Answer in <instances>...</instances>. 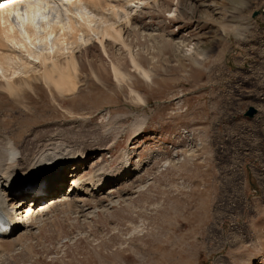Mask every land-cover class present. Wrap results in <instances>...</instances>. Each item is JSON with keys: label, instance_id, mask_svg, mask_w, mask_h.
Segmentation results:
<instances>
[{"label": "rangeland", "instance_id": "rangeland-1", "mask_svg": "<svg viewBox=\"0 0 264 264\" xmlns=\"http://www.w3.org/2000/svg\"><path fill=\"white\" fill-rule=\"evenodd\" d=\"M138 9L120 28L150 80L123 45L105 41L107 56L94 39L74 50L72 95L45 84L42 70L31 88L19 79L13 96L0 82V134L18 146L59 129L75 144L108 148L90 155L87 173L98 160L145 164L108 187L115 203L106 190L87 198L85 212L50 209L21 242L0 238V264H264V0H149ZM27 195L34 214L52 199Z\"/></svg>", "mask_w": 264, "mask_h": 264}, {"label": "bare ground", "instance_id": "bare-ground-1", "mask_svg": "<svg viewBox=\"0 0 264 264\" xmlns=\"http://www.w3.org/2000/svg\"><path fill=\"white\" fill-rule=\"evenodd\" d=\"M115 1L0 0V82L5 85L4 89L11 96L20 93L17 81L21 79L30 87V81L35 80V75L42 70L39 76L45 84L55 86L61 94L76 93L79 84L77 87L74 50L89 45L94 39L101 44L105 55L108 54L105 41L123 45L135 71L150 80V70L143 67L125 43L123 29L120 28L121 24L129 27L133 12L149 0H124L119 5L113 4ZM39 45H42V50L38 49ZM62 56L66 57V65L60 62ZM112 70L115 80H125L126 74L120 65L112 63ZM145 121L142 117L134 125L136 136L144 131ZM58 130L36 135L21 146L9 135L0 134V215L11 220V228L0 233V238L15 233L16 238L12 240L21 242L25 239L22 230L30 233L37 224L43 225V215L50 209L64 204L70 209L85 212L87 198L96 200L95 196L104 194L106 190H109L108 199L115 203L108 187L140 173L145 166L140 160L132 162L130 158H124L116 168L109 169L98 160L94 170L87 173L90 155L108 151V148H97L96 144L92 147L75 144L71 139L67 140L70 136L66 139L65 133ZM67 171L70 173L68 189L59 192V188L63 190L61 186L66 182ZM26 187L27 193L37 198L48 195L52 198L39 204L36 214L31 208L35 200L26 194ZM97 202L102 206L103 200ZM4 251L0 244V258L5 255Z\"/></svg>", "mask_w": 264, "mask_h": 264}, {"label": "water", "instance_id": "water-1", "mask_svg": "<svg viewBox=\"0 0 264 264\" xmlns=\"http://www.w3.org/2000/svg\"><path fill=\"white\" fill-rule=\"evenodd\" d=\"M254 16H257V14L255 13ZM257 115H258V110L254 107H250L246 112V116L249 118H254Z\"/></svg>", "mask_w": 264, "mask_h": 264}]
</instances>
